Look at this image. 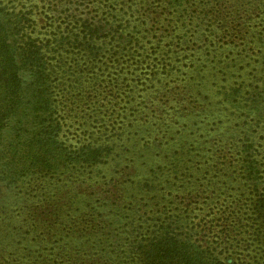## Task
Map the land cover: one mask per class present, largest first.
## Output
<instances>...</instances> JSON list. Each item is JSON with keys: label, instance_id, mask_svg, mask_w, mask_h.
Segmentation results:
<instances>
[{"label": "rangeland", "instance_id": "374dc122", "mask_svg": "<svg viewBox=\"0 0 264 264\" xmlns=\"http://www.w3.org/2000/svg\"><path fill=\"white\" fill-rule=\"evenodd\" d=\"M2 1L50 45L48 126L70 154L0 179V264H80L148 244L164 222L209 258L264 264V221L240 174L248 157L264 174V0H85L123 32L92 55L70 44L59 0Z\"/></svg>", "mask_w": 264, "mask_h": 264}, {"label": "trees", "instance_id": "16d2710c", "mask_svg": "<svg viewBox=\"0 0 264 264\" xmlns=\"http://www.w3.org/2000/svg\"><path fill=\"white\" fill-rule=\"evenodd\" d=\"M86 1L59 0L52 11L62 14L74 26L70 30L73 36L70 44L82 47L92 55L95 44L100 38L109 36L108 31H115L116 35L123 32L116 30L115 22H107L98 15H92L91 11H85ZM82 5L84 9H81ZM16 9L4 1L0 2V179L10 182L25 179L33 169L53 168L56 155L61 159L64 155L66 159L70 154L68 152L67 155L57 143V127L50 130L48 126V117L51 121L54 114L58 115L57 106L50 102L51 91L48 88L52 67L51 57L48 59L46 51L50 50V45L38 37L34 39L27 31L24 33L28 12ZM253 92L252 101L260 102L262 93L257 89ZM247 146L250 148V144ZM99 151L97 147L88 146L80 153H86L88 160L96 161L100 157ZM248 158L243 162L238 160L242 162L240 174L250 181L256 196L254 212L264 221V185H261L264 174L261 175L259 163ZM45 208L46 205L40 214L48 218L50 213ZM157 226L159 228L153 231L148 244L136 239L126 250L117 246L105 254L85 257L80 264H227L212 253L209 258L200 245L194 249L188 240L179 238L174 233L177 229L172 222ZM100 227L103 226L88 223L80 230L99 232ZM223 235L227 238L229 234Z\"/></svg>", "mask_w": 264, "mask_h": 264}]
</instances>
